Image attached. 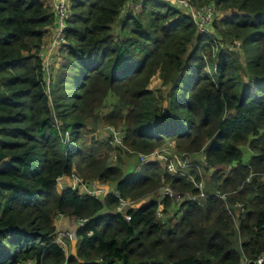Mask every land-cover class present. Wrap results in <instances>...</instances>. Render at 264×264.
Returning a JSON list of instances; mask_svg holds the SVG:
<instances>
[{
  "label": "trees",
  "instance_id": "obj_1",
  "mask_svg": "<svg viewBox=\"0 0 264 264\" xmlns=\"http://www.w3.org/2000/svg\"><path fill=\"white\" fill-rule=\"evenodd\" d=\"M126 1L71 0L48 91L41 48L51 6L0 0V264H241L264 254V0H196L215 3L214 29L241 42L244 63L238 49L214 62L210 37L182 9L142 0L122 14ZM157 74L169 86L165 106L150 88ZM98 124L122 131L123 145L88 141ZM167 143L206 163L173 172L153 159L124 172L122 147L151 154ZM201 170L212 171L205 197L178 203L161 191L199 195ZM73 174L147 201L127 219L113 194L60 190ZM60 215L84 220L70 255L55 242Z\"/></svg>",
  "mask_w": 264,
  "mask_h": 264
},
{
  "label": "built area",
  "instance_id": "obj_2",
  "mask_svg": "<svg viewBox=\"0 0 264 264\" xmlns=\"http://www.w3.org/2000/svg\"><path fill=\"white\" fill-rule=\"evenodd\" d=\"M162 1H165L166 3H169L171 5H174L182 9L184 12L188 13L193 18L197 32L200 34H207L210 37L208 43L211 46V50L214 56H216L221 49L234 50L239 48L241 42L230 43L228 41H225L221 36H219L216 33L213 25L217 16V7L214 2L206 3L204 5H199L196 0H162ZM141 2L142 0L126 1V3L122 7V14L135 13L139 11L142 5ZM52 8H53L52 11L56 17L55 33L53 35L51 42L49 44L43 43L41 48L44 78L48 86V89L55 69V58H54L55 54L60 49L61 45L66 42L64 31L67 27V19L72 14L71 0H54V4ZM111 131L112 134L110 135V137L112 144L116 146H122V140H123L122 131L116 130L113 127L111 128ZM138 155H140L139 166L149 162L150 160L161 158L158 151H155L151 154H138ZM200 155H201L200 160L206 163V158L204 153H200ZM194 164L195 163L193 161H190V159H188L187 157L178 160L170 159L166 163L167 168L173 172H177L179 168L180 169L185 168L187 166ZM71 177L73 180V184L70 188L72 189H77L78 187L82 186L86 188L87 193L91 195H95L100 198H104L108 194H113L116 198L119 199V206L117 211L122 213L127 219H131V215L128 211L130 210V208L137 207L138 201L129 198H123L116 190H110L107 186L108 184L101 183L99 181H92L88 183L76 174H73ZM195 184L199 189V195L186 194L184 196L181 195L175 196L172 189L169 186L164 187L163 193L165 195L174 197L178 203L180 202L182 203L186 200H198L199 199L198 197L200 198L205 197L206 196L204 190L205 184L203 180L197 181L195 182ZM218 196L223 199L226 198V195L224 193H220V194L218 193ZM158 215L160 216L161 212H159ZM83 224H84V220L78 221V227ZM77 228H68L61 231H57L56 229L55 242L65 249L67 240H73L77 238V231H76ZM27 264H33V263L29 261ZM241 264H264V254L257 257L254 261L250 260L249 258H245L243 259Z\"/></svg>",
  "mask_w": 264,
  "mask_h": 264
},
{
  "label": "rangeland",
  "instance_id": "obj_3",
  "mask_svg": "<svg viewBox=\"0 0 264 264\" xmlns=\"http://www.w3.org/2000/svg\"><path fill=\"white\" fill-rule=\"evenodd\" d=\"M124 18H125L124 16H122V15L120 16L121 20L124 19ZM120 23H121V21L120 22H116L115 25L113 26V28H114L113 32H114L115 36H119ZM191 48H192V46L190 47V49ZM210 49H211V46H210ZM235 53H238L239 57L241 58L242 62L244 63L245 62L244 51L241 50V49H238V50H236ZM211 54H212V58L214 59V62H216L217 55L214 56L213 52H211ZM206 59H208V55H206ZM56 62H58V61H56ZM206 70L210 71L211 70V65L208 66L206 68ZM150 88H152L159 95L161 106H165V104H166V96H167V92L169 91V86L163 85L162 79H161V77L158 74L155 75L152 78L151 83H150ZM48 91H49V89H48ZM161 93L164 96L162 98H161ZM112 102H113V98L109 97V99L106 101V106L104 108L105 110L102 109V111L104 113H106L107 111L110 110L109 106H110V104ZM106 127H108V125L106 126L104 124H98V126H97L95 131L89 132L86 135L87 140L89 141L90 139H92V137H97L100 141L107 140L108 139V132L106 130ZM111 127H113V126H111ZM122 149L124 150V151H122V154H121V156L123 158V162H124L123 169H124V172L128 175V174H130V172L132 170L136 169L138 167V165L140 164V160H139V156L140 155H129L127 152H125L126 150L123 147H122ZM242 149H243V152H244V160L248 161L249 158L252 155V152L250 151L248 146H243ZM156 151H158V153L160 154L161 158H159V159L164 164H166L167 161H169L170 159L178 160V159L187 157L188 159H190V161H196V160H199L200 157H201L200 153L196 154V155L185 156L184 153H179L174 148L172 143H167V144L163 145L161 148L157 149ZM197 156L199 157V159H198ZM211 173H212V171H207V170L206 171L203 170L201 172V176H202L201 180H203L204 184L208 181ZM163 189L161 190L162 192H163ZM145 201H147V198H145L141 202H139L138 205L144 204ZM68 228H74V227H57V231H61V230L68 229ZM66 242L67 243L65 245V250H66L67 255H70L71 253H73L76 250V247H77V244H78V236H77V238H75L73 240H67Z\"/></svg>",
  "mask_w": 264,
  "mask_h": 264
},
{
  "label": "crops",
  "instance_id": "obj_4",
  "mask_svg": "<svg viewBox=\"0 0 264 264\" xmlns=\"http://www.w3.org/2000/svg\"><path fill=\"white\" fill-rule=\"evenodd\" d=\"M44 1L47 4H49L51 6V8L53 7L54 0H44ZM55 29H56V19H55V24L50 25L44 29V31H45L44 38H43L44 44H49L51 42L53 35L55 33ZM54 58H55V70H56L58 65H59V62L62 61L60 49L55 54ZM56 61H58V62H56ZM111 128H112L111 126L106 127V130L108 132V137L112 134ZM198 159H199V157H198ZM72 184H73V180H72L71 176H63L58 181V186H59L60 190H65L66 188H70L72 186ZM107 186L110 190H115L110 184H108ZM77 190L80 193H87L86 188L82 187V186L78 187ZM55 224H56V227H74V228L78 227V221L75 218L67 217L64 215L58 216L56 218Z\"/></svg>",
  "mask_w": 264,
  "mask_h": 264
}]
</instances>
